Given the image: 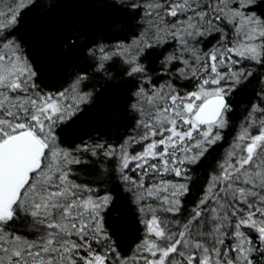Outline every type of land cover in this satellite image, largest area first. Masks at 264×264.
I'll list each match as a JSON object with an SVG mask.
<instances>
[{
    "label": "snow or ice",
    "instance_id": "obj_1",
    "mask_svg": "<svg viewBox=\"0 0 264 264\" xmlns=\"http://www.w3.org/2000/svg\"><path fill=\"white\" fill-rule=\"evenodd\" d=\"M36 4L0 9V264H264V0H113L139 13L138 33L89 47L88 68L56 91L37 83L15 35L22 10ZM165 48L168 78L157 86L143 59ZM117 58L136 82L132 133L118 145L64 147L59 131L94 94L82 91L88 69L112 78ZM252 79L258 100L185 210L188 166L223 139L230 98ZM84 154L116 162L140 213L144 237L129 255L106 224L113 196L97 181L107 176L86 182L74 167L88 163Z\"/></svg>",
    "mask_w": 264,
    "mask_h": 264
},
{
    "label": "trees",
    "instance_id": "obj_2",
    "mask_svg": "<svg viewBox=\"0 0 264 264\" xmlns=\"http://www.w3.org/2000/svg\"><path fill=\"white\" fill-rule=\"evenodd\" d=\"M138 20L139 13L114 7L113 0H37L36 6L22 10L15 35L38 74L37 83L45 90L56 91L67 87L78 72L88 68L86 50L89 47L130 42L139 31ZM169 51L170 48L149 50L143 59L157 86L168 78L163 74L160 61ZM108 69L112 78L88 69L90 79L82 91L94 94L91 102L82 105V110L59 131L64 147L74 148L98 140L118 145L132 133L137 117L130 103L136 82L122 75L119 58L109 62ZM256 75L259 77V72ZM259 89V80L252 79L236 91L230 98V124L223 130V139L212 146L198 164L188 166L192 180L190 191L184 197L185 210H190L201 197L210 174L222 160L241 121L252 103L258 100ZM84 158L88 163L74 166L81 180L90 182L107 176L106 180L97 181L101 194L107 187L113 196L106 224L119 251L129 255L144 237L145 225L140 222V213L116 178L114 160L90 154H84ZM105 169L110 171L105 173Z\"/></svg>",
    "mask_w": 264,
    "mask_h": 264
},
{
    "label": "rangeland",
    "instance_id": "obj_3",
    "mask_svg": "<svg viewBox=\"0 0 264 264\" xmlns=\"http://www.w3.org/2000/svg\"><path fill=\"white\" fill-rule=\"evenodd\" d=\"M9 3H11V0H3V2H0V9L6 11L7 10L6 5ZM137 147H139V146H137Z\"/></svg>",
    "mask_w": 264,
    "mask_h": 264
}]
</instances>
